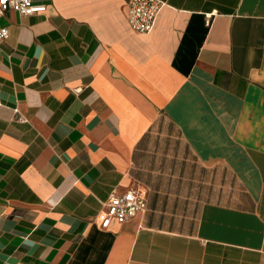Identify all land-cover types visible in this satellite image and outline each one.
Returning <instances> with one entry per match:
<instances>
[{"label":"crops","instance_id":"crops-1","mask_svg":"<svg viewBox=\"0 0 264 264\" xmlns=\"http://www.w3.org/2000/svg\"><path fill=\"white\" fill-rule=\"evenodd\" d=\"M32 1L0 16V264H264V0H162L147 33Z\"/></svg>","mask_w":264,"mask_h":264},{"label":"built area","instance_id":"built-area-1","mask_svg":"<svg viewBox=\"0 0 264 264\" xmlns=\"http://www.w3.org/2000/svg\"><path fill=\"white\" fill-rule=\"evenodd\" d=\"M164 5L162 0H130L126 19L129 27L138 33L149 32L156 17ZM44 4L32 0H0V16L7 9H12L22 15H32L44 11ZM8 28L0 26V43L8 37ZM146 209V200L137 187H131L120 194L112 193L104 202V215L101 226L107 227L112 219L121 223ZM264 251V246L262 248Z\"/></svg>","mask_w":264,"mask_h":264}]
</instances>
